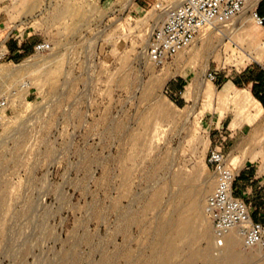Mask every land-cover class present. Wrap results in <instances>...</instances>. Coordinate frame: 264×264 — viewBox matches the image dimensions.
<instances>
[{
  "label": "rangeland",
  "instance_id": "obj_1",
  "mask_svg": "<svg viewBox=\"0 0 264 264\" xmlns=\"http://www.w3.org/2000/svg\"><path fill=\"white\" fill-rule=\"evenodd\" d=\"M154 3L0 0V38L13 26L9 47L23 51L0 65V90L35 86L0 132V264H264L237 229L218 246L204 212L211 150L264 170L258 112L235 124L239 92L226 94L230 77L264 66V27L245 12L156 68L141 58L164 15ZM39 41L58 53L36 57Z\"/></svg>",
  "mask_w": 264,
  "mask_h": 264
},
{
  "label": "built area",
  "instance_id": "obj_2",
  "mask_svg": "<svg viewBox=\"0 0 264 264\" xmlns=\"http://www.w3.org/2000/svg\"><path fill=\"white\" fill-rule=\"evenodd\" d=\"M262 2L264 0H155L153 10L164 11V15L141 47V58L162 68L207 32L229 30L244 11L253 25L263 28L264 12H259ZM14 29L9 26L5 36L0 38V65L23 52H12L9 47L8 40L15 34ZM21 46L20 42L16 44L17 49ZM55 47L51 41H39L32 45V51L36 57H52L58 53ZM205 79L216 83L213 73H207ZM34 90V81L30 78L19 79L0 90V132L9 123L12 108ZM207 163L215 173V184L205 200L204 212L211 222L216 244L220 246L222 239L237 229L244 248L264 250V223L253 222L248 205L233 194L236 170L226 163V156L220 149L209 152Z\"/></svg>",
  "mask_w": 264,
  "mask_h": 264
},
{
  "label": "crops",
  "instance_id": "obj_3",
  "mask_svg": "<svg viewBox=\"0 0 264 264\" xmlns=\"http://www.w3.org/2000/svg\"><path fill=\"white\" fill-rule=\"evenodd\" d=\"M259 12L262 14L264 12V2L259 7ZM26 48V46H25ZM229 88L226 94L234 92H239L238 100L240 101V110L243 114H237L234 123L238 124L241 122L242 117L245 115L246 110L249 112H258V122L264 124V66L259 63L247 65L238 74L233 75L229 79ZM251 98V107L248 109L244 107L242 101ZM251 117V118H250ZM249 118L251 121H256L257 118ZM227 156V155H226ZM236 179L233 184V194L236 198L243 200L247 205H252L248 201L247 194L251 191H255V197L259 199L255 200V208L249 209L251 220L253 222L264 223V170H257L252 172V170H244L243 172H238L236 170ZM249 208V207H248Z\"/></svg>",
  "mask_w": 264,
  "mask_h": 264
},
{
  "label": "bare ground",
  "instance_id": "obj_4",
  "mask_svg": "<svg viewBox=\"0 0 264 264\" xmlns=\"http://www.w3.org/2000/svg\"><path fill=\"white\" fill-rule=\"evenodd\" d=\"M177 3H174L173 5H176ZM173 5H171V6H173ZM243 14H245V11L241 14V15H243ZM232 236V235H231ZM229 237L228 238V241H227V248H229V249H231L232 247H233V245H232V243H233V238L232 237Z\"/></svg>",
  "mask_w": 264,
  "mask_h": 264
}]
</instances>
